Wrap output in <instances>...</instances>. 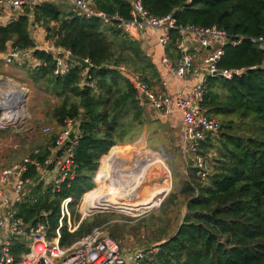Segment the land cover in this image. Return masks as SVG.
Instances as JSON below:
<instances>
[{
    "label": "trees",
    "instance_id": "16d2710c",
    "mask_svg": "<svg viewBox=\"0 0 264 264\" xmlns=\"http://www.w3.org/2000/svg\"><path fill=\"white\" fill-rule=\"evenodd\" d=\"M141 2L151 15H172L179 26H216L225 30L232 41L242 38L238 45L230 42L224 46L219 67L245 69L233 79H207L201 106L206 115L220 123L219 131L199 147L198 155L207 162L209 174L203 180L198 169L191 167L179 191L164 200L159 218L154 215L145 221H149L145 224L148 229L156 231L158 239L152 243L158 251L144 264H264V50L251 41L264 36V0ZM92 8L108 17L131 19L129 0H93ZM118 24L116 20L105 23L98 17L79 15L70 0H55L30 5L22 14L0 25V53L11 47L35 49L34 56L40 62L37 67L14 64L25 70L48 98L44 99L48 106L42 133L47 126L53 130L42 134L30 155L32 161L43 165L65 121L76 122L73 179L68 178L56 195L38 186L29 199L14 207L25 225L47 222L50 236H56L62 218L61 205L70 199L71 223L77 229L71 233L67 217L63 218L62 246L77 242L109 221L98 215L80 222L78 207L95 188V182L97 186L102 182V169L109 153L121 149L119 143L136 141L151 120L150 110L155 111L148 104H140L121 67L140 76L153 89L160 83L161 74L142 42ZM36 27L45 31L46 42L88 60L90 68L74 65L70 73L55 75L52 55L37 49ZM171 37L169 56L175 60L182 55L176 48L182 38L178 31H172ZM3 133L6 132L0 135ZM38 168L28 165L24 178L36 180ZM181 198L185 215L176 231L169 234L167 228L156 227L166 212L179 208ZM119 226L128 234L127 225ZM109 235L118 243L114 232ZM12 251L16 258L26 252L24 240L12 239Z\"/></svg>",
    "mask_w": 264,
    "mask_h": 264
},
{
    "label": "built area",
    "instance_id": "2783aa9c",
    "mask_svg": "<svg viewBox=\"0 0 264 264\" xmlns=\"http://www.w3.org/2000/svg\"><path fill=\"white\" fill-rule=\"evenodd\" d=\"M54 1L0 0V13L7 10L18 15L22 14L23 10L30 5L35 6ZM129 1L132 5L131 19L126 21L118 16L108 17L104 13L94 11L93 0H70L79 15L87 18L98 17L105 23L116 20L119 22L118 27L134 39L139 40L141 33L146 29L157 32L158 44L162 49V65L171 77L175 79L187 78L192 81L193 85L189 93L185 94L180 91L173 95L159 93L150 88L140 76L128 72L124 67H121V70L134 86L141 105H147L148 101V105L162 117H170L176 112L181 114L183 155L190 158L193 162L192 166L198 169V176L204 180L209 174V169L205 159L198 155L200 143L216 134L220 129V123L206 115L201 106L207 91V79L209 77L233 79L244 73L245 69L231 70L219 67L225 53L224 46L230 42L233 45H238L242 38L232 41L225 30L216 26L210 28L179 26L172 15L158 18L149 13L141 0ZM172 31L180 32L182 38L176 44V48L182 52V55L175 60L170 58L168 50ZM191 37L198 42V47L194 51L190 49ZM251 41L264 50V36L251 39ZM37 49L52 55L55 61V75L68 74L74 65H78L69 59L70 52L56 48L49 42L45 48L37 46ZM185 49H187L186 54H184ZM34 51L35 49L23 50L11 47L7 52L0 53V61H4L7 65L29 63L30 66L37 67L40 62L35 58ZM83 75H86V72ZM163 87L167 90L166 82H163ZM30 118L28 89L12 77L0 75V132H5L8 129L15 131L23 129ZM75 129L76 122L74 120L65 121L64 129L59 134L54 147L50 150V156L43 165L39 166L36 161H32L31 157H28L22 163L0 172V231L3 233L0 235V264H144L158 251L157 249L142 248L127 253L103 227L93 229L90 234L69 246H62L63 218L67 217L71 233L77 229L71 223V215L68 210L70 199L64 200L61 205L62 218L56 236H50V227L47 222L36 226H27L21 218L17 217L15 205L29 199L31 193L38 186L42 185L44 189H50L51 195H56L61 191L62 185L68 178L73 179L74 147L77 141L72 142L70 136ZM52 130L53 128L47 126L43 132L48 134ZM38 154L39 150H36L35 155ZM30 164L39 167L36 180L24 178ZM138 191L140 190L137 189ZM99 211L85 212L80 206L82 214L80 222ZM42 216L47 215L42 213ZM27 227H29V233L26 232ZM15 236H20V240H24L27 248V251L23 252L19 258H16L12 251V239H16Z\"/></svg>",
    "mask_w": 264,
    "mask_h": 264
},
{
    "label": "rangeland",
    "instance_id": "374dc122",
    "mask_svg": "<svg viewBox=\"0 0 264 264\" xmlns=\"http://www.w3.org/2000/svg\"><path fill=\"white\" fill-rule=\"evenodd\" d=\"M2 15L1 12L0 25H5L8 23V19H4ZM38 46L40 48L46 47L44 42H41ZM0 75H3V77H12L28 89L29 112L31 117L26 127L18 129L19 132H17L18 130L8 129L5 131L6 133L0 135V172H2L4 169L8 168L9 164H19L21 163L20 160L30 157L37 148L38 143L42 140V134L44 133H42V123L44 121L46 107L48 106L44 99L48 98L45 93L40 91L38 87L32 83L27 72L17 68L14 64L7 65L4 61H0ZM150 111L151 120L143 126L139 138L136 141H127L123 144L119 143L118 146H124V148L127 149V155L135 156L137 157L136 159L140 161H145L150 158L143 154V152L146 151H151L163 158L165 162L164 175L167 176L166 178L167 181H169L170 187L168 191L160 195V205L153 210L146 209L145 213L141 214L126 213L127 211H122L123 209L113 211L100 210L86 217V219H90L98 215H104L105 219L109 221L101 227H103L108 234L114 232L119 239L118 243L120 247L125 252L127 251V253H132L142 248L155 249L154 246L156 244L152 242L158 239V236L155 233L156 231L150 228L148 229L147 226H145V224L149 222L145 223V221L151 219L154 215H157L159 218L164 200L171 193L179 191L181 183L187 178L190 172L189 169L193 167V162L190 158L183 155L181 149V136L178 134L177 127L165 122L158 112L153 110ZM163 177L164 176L161 175L158 170L154 169L151 172V180L144 186L147 187L143 191H138L140 198H142L139 200L150 198V194L162 186L165 179H163ZM102 183H104V181L100 184ZM146 189L150 191L146 193ZM83 202L84 197L77 210L80 217H82L80 206ZM184 215V201L183 198H181L179 200V208L174 207L172 210L166 212L162 217L163 220L156 223V227L167 228L169 234H172L178 228ZM120 224L128 226V234L123 233L122 227L119 226ZM73 227L77 228L75 226Z\"/></svg>",
    "mask_w": 264,
    "mask_h": 264
},
{
    "label": "bare ground",
    "instance_id": "6f19581e",
    "mask_svg": "<svg viewBox=\"0 0 264 264\" xmlns=\"http://www.w3.org/2000/svg\"><path fill=\"white\" fill-rule=\"evenodd\" d=\"M126 151L127 149L123 146L109 153L101 174V180L104 183L98 184L84 196L81 207L85 212L123 209L122 211L125 210L126 213L141 214L145 213L146 209L153 210L160 205V195L168 191L170 187L167 176L164 175L163 158L151 151H146L143 154L150 158L140 161L135 156L127 155ZM154 169L164 176V182L160 188L150 194V198H143L144 200L140 201L139 199L142 198L137 189L143 191L147 187L144 186L151 180V172ZM146 191L148 193L150 190L146 189Z\"/></svg>",
    "mask_w": 264,
    "mask_h": 264
},
{
    "label": "crops",
    "instance_id": "0c3cea01",
    "mask_svg": "<svg viewBox=\"0 0 264 264\" xmlns=\"http://www.w3.org/2000/svg\"><path fill=\"white\" fill-rule=\"evenodd\" d=\"M2 17L4 19H8V22L13 19L12 17H17V13L13 14L7 10H3ZM19 15V14H18ZM34 38L36 40L37 46L42 42L45 45L48 44L45 39V31L42 28L36 27L34 29ZM139 40L142 42V46L144 50L148 53L149 56L152 57L153 62L156 64L160 74H161V81L158 86L154 87L155 91L163 92L168 94H175L178 91L183 92L185 94L189 93L190 88L192 87L193 83L191 80L185 79H175L171 77L164 66L161 63V56H162V49L158 44L157 39V32L151 29H146L144 32L141 33ZM198 47V42L195 38H190V49L191 51L196 50L195 48ZM163 82L167 83V90L163 87ZM152 108V107H151ZM165 122L170 125L177 127L178 134L181 136V129H182V117L181 114L176 112L170 117H162ZM182 140V136H181ZM15 165V164H14ZM7 169V168H6ZM0 235H3L2 231H0Z\"/></svg>",
    "mask_w": 264,
    "mask_h": 264
},
{
    "label": "water",
    "instance_id": "95a60500",
    "mask_svg": "<svg viewBox=\"0 0 264 264\" xmlns=\"http://www.w3.org/2000/svg\"><path fill=\"white\" fill-rule=\"evenodd\" d=\"M34 6V5H32ZM186 51L187 49L184 50V54H186ZM69 59L74 62L75 64H78L79 66L83 67V68H90V63L89 61L87 60H83V59H80L78 57H75L73 56L72 54L69 56ZM147 104H149V102L147 101ZM77 137H78V130L75 129L72 133H71V136H70V140L72 142H76L77 141ZM26 232L29 233V227L26 228ZM14 238H17V239H20L21 237L20 236H15Z\"/></svg>",
    "mask_w": 264,
    "mask_h": 264
}]
</instances>
